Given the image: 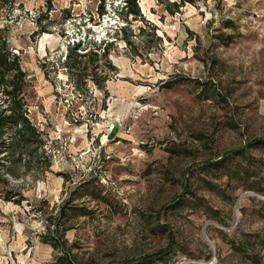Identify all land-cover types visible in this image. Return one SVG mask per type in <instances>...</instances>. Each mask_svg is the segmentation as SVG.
Segmentation results:
<instances>
[{
    "label": "rangeland",
    "instance_id": "rangeland-1",
    "mask_svg": "<svg viewBox=\"0 0 264 264\" xmlns=\"http://www.w3.org/2000/svg\"><path fill=\"white\" fill-rule=\"evenodd\" d=\"M99 2L0 0L49 160L0 183V264H264V0Z\"/></svg>",
    "mask_w": 264,
    "mask_h": 264
},
{
    "label": "trees",
    "instance_id": "trees-1",
    "mask_svg": "<svg viewBox=\"0 0 264 264\" xmlns=\"http://www.w3.org/2000/svg\"><path fill=\"white\" fill-rule=\"evenodd\" d=\"M98 5L103 7L102 1L99 0ZM158 3H164L165 8L170 13H173L179 5L184 3H193L194 0H157ZM117 11V17L121 19H127L128 16H132L133 19L141 18L142 14L138 6V0H124V4H121ZM147 22V21H146ZM150 26L151 24L148 23ZM126 25H122L116 29V34L125 30ZM155 34V27H150ZM107 39H102L95 47L92 43V47H88V42L83 39H79L73 42L72 45L65 53L66 63L72 60L70 68L77 67L85 56H97L102 51V55L106 56L111 42ZM88 44V45H87ZM69 66V65H68ZM84 68H87L85 65ZM95 67H92L94 71ZM27 73L23 69L19 56L10 51L6 38L0 34V183L7 181V176H15L18 174L16 171L19 166L30 167L31 157H42L44 160V167L49 165L47 154L44 151V140L42 132L36 127L28 115V103H27V85H28ZM40 152L38 153V151ZM37 153L34 155L33 153ZM24 160V162H22ZM218 162H216L217 164ZM226 175V173H225ZM246 189H254L259 191V188L247 187ZM9 200V197H7ZM256 213L259 219L264 222V201L259 203L256 209ZM250 239H247L248 241ZM46 242V241H45ZM232 248L236 251L246 253V248L243 242H236L234 240L228 241ZM54 248L57 246L51 243ZM166 249L154 252L148 255H144L138 259H131L118 264H133V263H145L148 260L161 258L166 254ZM247 254V253H246ZM53 264H72L67 259L66 255H58Z\"/></svg>",
    "mask_w": 264,
    "mask_h": 264
}]
</instances>
